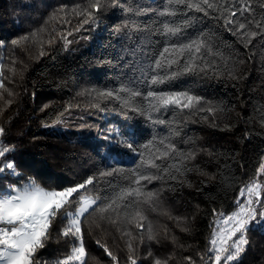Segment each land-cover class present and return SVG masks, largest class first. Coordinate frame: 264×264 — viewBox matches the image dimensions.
<instances>
[{
	"label": "trees",
	"instance_id": "1",
	"mask_svg": "<svg viewBox=\"0 0 264 264\" xmlns=\"http://www.w3.org/2000/svg\"><path fill=\"white\" fill-rule=\"evenodd\" d=\"M102 2L105 6L97 11L88 7V0H0V128L4 130L0 144L15 149L0 159L14 158L20 173V179L13 176L3 183L22 185L34 178L46 189L62 190L95 174L100 193H111L126 183L122 176L98 174L110 164L134 166L136 155L126 159L124 149L119 155L98 151L105 143L102 138L92 145L45 128L61 119L74 123L81 117L87 124L99 122V130L114 124L120 128L124 117L119 104L96 93L118 88L122 82L142 81L151 55L164 46L161 22L185 23L187 17L188 26L176 42L206 37L213 53L208 56L205 49L211 66L161 87L199 95L204 111H161L152 113V119L147 112L132 114L140 141L171 140L179 150L174 159L155 162L177 164L183 170L172 169L177 179L165 175L140 182L145 191L157 193L153 204L142 205L146 219L138 222L143 227L115 210L89 215L82 229L86 255L81 264H130V255L137 264H155L157 259L161 264H209L215 220L234 211L242 187L264 175L259 173L264 166V27L257 26L264 22V0H213L219 10L207 9V14L169 5L168 0ZM244 4L250 11L241 15ZM165 9L177 11L178 18L161 15ZM89 11L95 13L94 20H88ZM233 11L237 23L226 25L225 17ZM239 23L246 28L235 33ZM13 40L18 43L12 44ZM155 147L153 157L158 155ZM110 154L118 159L110 161ZM62 227L57 223L51 231L37 256L40 264H54L70 255L73 238L60 235ZM246 238L238 264H264V227L253 226ZM101 245L117 257L115 262Z\"/></svg>",
	"mask_w": 264,
	"mask_h": 264
},
{
	"label": "snow or ice",
	"instance_id": "2",
	"mask_svg": "<svg viewBox=\"0 0 264 264\" xmlns=\"http://www.w3.org/2000/svg\"><path fill=\"white\" fill-rule=\"evenodd\" d=\"M110 2V0H108ZM169 5H186L188 9L196 12H205L207 9L219 10V5L214 4L213 0H168ZM102 0H88V7L100 11L104 7ZM250 11L246 4L242 6L240 14ZM88 20L95 19V13H87ZM164 16H176L177 11L165 9L161 12ZM236 12H231L230 16L225 17L226 25H235ZM88 20L84 22L87 23ZM252 21H248L250 25ZM159 29L163 34V48L157 50L150 57V63L142 73V81L122 82L118 88L98 91L96 96L105 100H114L119 104L120 114L124 117L120 128L109 127L98 130V138H102L105 143L98 146V151L107 149L109 153L120 154L121 149L127 148L132 154L138 157L133 161L134 166L128 168L109 165L108 168L99 172V178L122 176L126 183L118 184L111 193H100L97 175L88 176L83 182H77L75 186L65 187L62 190H46L36 182L34 178H29L22 185L9 182L6 186L3 181L15 176L20 179L17 171V163L13 158L5 163L0 159V264H40L37 256L41 249L45 248L46 241L50 233L55 229L57 223L62 225L60 235L65 238H73V247L70 255L66 259L57 260L54 264H69L71 261H83L85 259V247L83 245V224L89 215L107 214L113 210L123 212L128 222H135L136 227H143L138 221L146 219L143 215L142 205H151L157 197V193L145 191L141 186V181L151 183L153 180L164 179L165 175L169 179H177L172 173H180L183 169L177 164L162 166L155 160H172L178 153L177 146L171 140L150 138L146 142L138 139L140 135L136 126L133 113L144 116L147 112L148 118L152 119V113L161 111L193 110L204 111L200 107L201 97L189 90L174 91L163 90L161 86L169 84L181 75L194 74L197 70L205 71L211 66L205 54L211 56V45L207 43V38L201 35L199 38H184L177 43L176 38L181 37L184 28L188 26L187 17L185 23L161 22ZM264 27V22L257 25ZM127 28L128 25H123ZM245 23H239L234 29L239 33L240 29H245ZM116 28L115 31H121ZM136 30H140L137 27ZM257 33L252 32L255 36ZM172 37V39H168ZM13 40L12 44H17ZM218 54V53H217ZM43 55V53H41ZM203 65V66H202ZM143 84V88L139 86ZM83 94V93H82ZM90 94V93H89ZM146 105V106H145ZM93 107L106 110L99 104ZM213 109L209 108L208 111ZM129 121H132L129 123ZM164 124L165 120L156 121ZM59 123V121H57ZM92 128L94 125H81V128ZM0 128V134L3 133ZM107 133L106 135L104 133ZM178 133H173L177 135ZM159 145V146H158ZM158 153L152 155V149ZM163 150H161V147ZM14 147H4L0 145V158L13 152ZM146 153L148 157L146 159ZM183 157V153H180ZM187 159V157H183ZM154 169L155 171H150ZM261 171H264L262 166ZM109 187L112 181H108ZM91 186V187H89ZM81 190L85 193L81 194ZM247 199L241 203L237 200L238 210L230 216L223 217L224 222L230 224L227 239L217 247L215 233L210 240L211 247L209 253H214V259L209 256V264H229L237 262L248 244L246 233L253 227H264V210L257 209L254 205L264 206L261 199V191H264L261 184L254 183L247 187ZM241 196L245 195V190L241 189ZM79 197V199H77ZM141 197H143L141 199ZM74 209V210H73ZM115 223V221H113ZM223 231V230H222ZM239 234V235H237ZM237 237L231 245L227 241ZM149 239H152L151 229ZM79 241V246L76 241ZM99 243V241L97 242ZM227 245V246H226ZM104 251L115 262L117 257L104 246ZM131 249V245H129ZM226 254V255H225ZM151 255V254H149ZM190 259V258H187ZM130 264H137L133 256H129ZM155 264H161L156 260Z\"/></svg>",
	"mask_w": 264,
	"mask_h": 264
},
{
	"label": "rangeland",
	"instance_id": "3",
	"mask_svg": "<svg viewBox=\"0 0 264 264\" xmlns=\"http://www.w3.org/2000/svg\"><path fill=\"white\" fill-rule=\"evenodd\" d=\"M93 117L97 118V116H95V115ZM73 122L74 123L67 122L66 119H61L59 121V123L55 122V123L48 125L45 128V131L49 132V133L65 135L68 137H72V135H75L76 139L88 140L92 145L97 144L96 138L98 137V130L100 128L99 122L92 121V122H90V124H87V121L82 120V117L80 118V120L75 118V120ZM81 125H94V127H92V128L85 127L86 130H88V132L86 133L84 128H81ZM109 127L118 128L116 124L110 125ZM123 149H124V152H126V154L128 156L126 159H131L130 157L133 156V154L126 147ZM108 157H109L110 161H114V160L118 159V158L116 159L114 154H110V155H108ZM7 162H10V161H6L5 163H7ZM261 172L262 171L260 170L259 173H261ZM254 183H259V184H261L262 188H264V175L261 176L260 178L255 179L254 181L246 184L244 187H242V189L245 190V195L244 196L240 195L241 190L238 194V200L241 203H243L247 199V191H246L247 187L252 186ZM4 185L6 186L7 184H4ZM46 190H51V189H46ZM262 192L263 191H261V194H262ZM254 206L258 209L259 204L254 205ZM237 210H238V205H237V208L234 211H232L231 213L223 214V217L230 216L231 214H233ZM223 217H221V215H219L218 218L215 220L214 229L212 232V238H213V234L215 233V238L217 240V247L221 246V243L227 239V234H228V231L230 230V224L225 223ZM237 235H239V234H237ZM235 239H237V237H233L232 240L227 241V245H231V243ZM79 243L80 242L78 241L77 246H79ZM210 247H211V244H210ZM71 252H72V250H71ZM71 252H70V254H71ZM211 254H212V257L214 259V253H211ZM81 263H82V261H71V262H69V264H81ZM222 263H223V257H222Z\"/></svg>",
	"mask_w": 264,
	"mask_h": 264
}]
</instances>
